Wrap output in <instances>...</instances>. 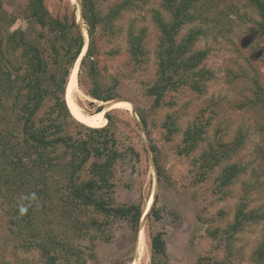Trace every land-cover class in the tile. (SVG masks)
Masks as SVG:
<instances>
[{
	"label": "rangeland",
	"instance_id": "374dc122",
	"mask_svg": "<svg viewBox=\"0 0 264 264\" xmlns=\"http://www.w3.org/2000/svg\"><path fill=\"white\" fill-rule=\"evenodd\" d=\"M1 1L5 12L17 18L14 29H26L28 0ZM123 2L98 0L102 22L96 26L94 60L102 87L127 106L114 109L117 101L92 99L86 72L79 83L80 61L74 65L78 84L70 98L86 115L104 109L103 128L112 115L124 158L116 164L113 193L105 199L115 206L138 205L143 217L137 233L128 219L109 218L100 228L96 220L103 215L91 206L74 213L76 222L54 219L45 231L60 243L56 264H264V39L257 11L247 0H199L198 8L205 6L202 12L209 17L185 26L178 38L193 27L203 28L206 35L193 51L207 50V57L193 74L175 77L155 106L149 89L158 78L161 35L154 15L168 14L162 0H140L113 18L112 10ZM81 4L46 0L53 18L75 14L86 54L90 38ZM40 31L31 29L29 39ZM130 34L143 37V61L129 53ZM51 98L41 116L50 110ZM67 130L74 139L89 136L75 123ZM232 167L237 176L223 187L222 176ZM54 175L60 179L64 173ZM238 210L242 219L233 230ZM8 211L0 199V264H51L39 248L10 231ZM159 233L166 255L153 261L152 238Z\"/></svg>",
	"mask_w": 264,
	"mask_h": 264
},
{
	"label": "trees",
	"instance_id": "16d2710c",
	"mask_svg": "<svg viewBox=\"0 0 264 264\" xmlns=\"http://www.w3.org/2000/svg\"><path fill=\"white\" fill-rule=\"evenodd\" d=\"M137 1L140 0H124L112 10V17L121 10L135 8ZM198 1L162 0L168 18L155 12L154 21L161 35L156 49L158 78L149 89L155 106L160 105L164 94L175 84V77L193 74L207 57V50L193 51L198 40L206 35L203 28L193 27L178 38L185 26L209 17L206 11L202 12L205 6L198 8ZM247 1L260 17L258 33L264 39V0ZM97 2L82 0L81 4L85 31L90 38L85 54V37L74 13L53 18L46 0H28L24 9L28 27L14 29L17 18L5 12L0 0V199L6 201L9 209L10 231L28 245L39 248L51 264L59 259L56 247L60 243L45 228L52 226L54 219L75 221L76 211L82 213L91 206L95 214L103 215V220H96L100 228L107 225L109 218L128 219L137 233L143 217L138 205L115 206L113 200L105 199L113 193L114 169L124 158L118 150L112 115L106 116L109 123L105 128H89L73 117L66 101L69 79L80 56L83 59L79 83L82 85V73L86 72L91 80L88 95L99 102L117 101L113 92L100 84L94 60L96 26L102 22ZM36 27L41 31L31 41V29ZM129 43L132 57L143 61L146 55L143 37L137 39L130 34ZM50 98L53 99L50 110L41 116ZM101 110L100 107L98 111ZM74 123L89 136L74 139L67 130ZM58 170L64 173L60 179L54 175ZM236 176V168L227 169L222 176L223 187L230 185ZM33 193L36 201L21 215L18 211L21 198ZM152 213L159 218L155 208ZM241 216L242 211L238 210L233 230L240 225ZM152 254L153 261L166 255L161 233L152 238Z\"/></svg>",
	"mask_w": 264,
	"mask_h": 264
},
{
	"label": "bare ground",
	"instance_id": "6f19581e",
	"mask_svg": "<svg viewBox=\"0 0 264 264\" xmlns=\"http://www.w3.org/2000/svg\"><path fill=\"white\" fill-rule=\"evenodd\" d=\"M77 73H78V65L74 67L71 77L69 79L68 87H67L66 101H67L69 110L71 114L73 115V117L77 119L79 122H81L82 124H84L85 126L94 128V129L103 128L106 124V120L103 117V114L105 111L100 112V113L97 112L91 115H86L80 110L77 104H75L74 101L70 98V95L72 94L74 87H76L75 85L78 84ZM125 105L127 106V103L118 102V101L113 103L114 109H121ZM108 110L110 111V109ZM151 202H152V199L150 200V203Z\"/></svg>",
	"mask_w": 264,
	"mask_h": 264
},
{
	"label": "clouds",
	"instance_id": "9594fccd",
	"mask_svg": "<svg viewBox=\"0 0 264 264\" xmlns=\"http://www.w3.org/2000/svg\"><path fill=\"white\" fill-rule=\"evenodd\" d=\"M21 199L23 202L18 205V211L21 215H24L29 211V208L37 198L35 196V193H33L30 197H22Z\"/></svg>",
	"mask_w": 264,
	"mask_h": 264
},
{
	"label": "water",
	"instance_id": "95a60500",
	"mask_svg": "<svg viewBox=\"0 0 264 264\" xmlns=\"http://www.w3.org/2000/svg\"><path fill=\"white\" fill-rule=\"evenodd\" d=\"M80 57H81V56H80ZM80 57H79V59H80ZM79 59L77 60V62L80 61L79 64L81 65V61H82V60H79ZM82 59H83V58H82ZM77 62H76V63H77ZM103 111H104V109H103L101 112H103ZM99 113H100V112H99Z\"/></svg>",
	"mask_w": 264,
	"mask_h": 264
}]
</instances>
